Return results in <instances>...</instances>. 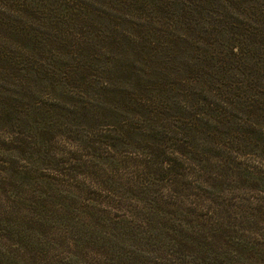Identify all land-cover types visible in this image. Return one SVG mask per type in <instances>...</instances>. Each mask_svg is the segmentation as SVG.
<instances>
[{
    "label": "rangeland",
    "instance_id": "obj_1",
    "mask_svg": "<svg viewBox=\"0 0 264 264\" xmlns=\"http://www.w3.org/2000/svg\"><path fill=\"white\" fill-rule=\"evenodd\" d=\"M0 264H264V0H0Z\"/></svg>",
    "mask_w": 264,
    "mask_h": 264
},
{
    "label": "trees",
    "instance_id": "obj_2",
    "mask_svg": "<svg viewBox=\"0 0 264 264\" xmlns=\"http://www.w3.org/2000/svg\"><path fill=\"white\" fill-rule=\"evenodd\" d=\"M140 118H145V115H144V113L143 114H141V116H140ZM150 118V117H149ZM149 120V119H148ZM147 120V121H148ZM150 123H151V121H150ZM151 126V128L155 131V132H157V133H159L155 128H153L152 127V125H150ZM133 128H131V129H127V131H125V130H123L124 132H123V134L124 135H129L131 132V130H132ZM142 134H145V131L144 132H142V133H140V135H142ZM153 136H155V135H153ZM156 136H159V135H156ZM175 141H177L178 143L180 142L181 143V145H180V148H179V151H181L182 152V150H184L185 151V149H187L188 148V143H185V142H183L182 141V139L181 138H179L178 136H176V139H175ZM185 147V148H184ZM158 157H162V155L160 154ZM172 170H173V166H169L167 169H166V171H170V172H172ZM165 174H167L168 172H164ZM204 230H205V232H208V231H211L212 232V234H214V237L216 238V239H221V237H222V231L223 230H220V228L221 227H217L216 229H208V225H205L204 226Z\"/></svg>",
    "mask_w": 264,
    "mask_h": 264
}]
</instances>
